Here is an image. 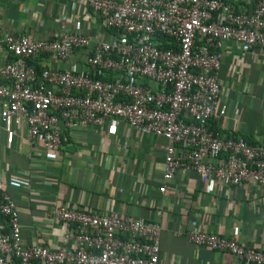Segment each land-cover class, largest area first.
<instances>
[{"label": "built area", "instance_id": "1", "mask_svg": "<svg viewBox=\"0 0 264 264\" xmlns=\"http://www.w3.org/2000/svg\"><path fill=\"white\" fill-rule=\"evenodd\" d=\"M84 1L112 32L108 39L94 41L77 31L0 38L12 56L0 67L1 122L23 125L30 141L55 152L65 140L63 127L119 119L141 135L166 140L160 193L176 171L188 170L210 186L264 187V146L212 127L227 115L219 50L229 40L264 50V0L250 10L227 0ZM77 49H88L79 68L33 65L41 56L69 61ZM48 215L63 223L62 244L25 243L16 203L0 178V264H158V222L67 205ZM186 236L233 254L240 264H264L263 250L235 237L200 229Z\"/></svg>", "mask_w": 264, "mask_h": 264}, {"label": "crops", "instance_id": "2", "mask_svg": "<svg viewBox=\"0 0 264 264\" xmlns=\"http://www.w3.org/2000/svg\"><path fill=\"white\" fill-rule=\"evenodd\" d=\"M227 1L249 10L257 2ZM0 21V38L10 33L45 39L77 31L95 41L112 35L84 0H0ZM87 51L77 49L62 62L41 56L33 65L79 68ZM219 54L218 79L227 115L213 126L225 136L241 135L264 146V50L246 49L229 40ZM10 60L0 45V67ZM247 85H251L248 92ZM63 132L60 148L47 152L27 138L23 125L15 128L0 120V178L3 190L16 203L25 243L59 247L65 229L48 214L67 205L158 222V264H240L233 254L189 242L190 229L235 237L264 251L263 186H210L188 170L176 171L160 193L164 138L141 135L119 119L101 126L63 127Z\"/></svg>", "mask_w": 264, "mask_h": 264}, {"label": "trees", "instance_id": "3", "mask_svg": "<svg viewBox=\"0 0 264 264\" xmlns=\"http://www.w3.org/2000/svg\"><path fill=\"white\" fill-rule=\"evenodd\" d=\"M111 78V77H110ZM215 123H212V127H214L213 125H214Z\"/></svg>", "mask_w": 264, "mask_h": 264}]
</instances>
